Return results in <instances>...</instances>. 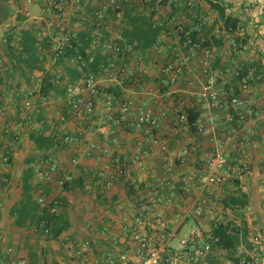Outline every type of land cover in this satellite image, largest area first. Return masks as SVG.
Wrapping results in <instances>:
<instances>
[{
	"label": "crops",
	"instance_id": "obj_1",
	"mask_svg": "<svg viewBox=\"0 0 264 264\" xmlns=\"http://www.w3.org/2000/svg\"><path fill=\"white\" fill-rule=\"evenodd\" d=\"M58 1H61L60 4L64 10L53 7L50 0H0V42L8 33L12 31L18 33L23 27L32 29L41 39L42 37L51 38L65 28L78 30L87 25L90 26L93 20L84 22V19L88 17L87 9L98 8L105 0H79V4H76L75 0H67V5L63 4V0ZM172 1L176 0H167L166 5H162L160 3L162 0H158L155 4L153 18L155 22L163 25L158 43L145 52L123 55L113 61L116 65H128L135 70L145 71L141 84H123L121 98L131 101L129 113L131 118H135L142 109H152L159 116L160 125L157 128L147 130L145 124L129 122L115 124L107 121L108 107L102 96L96 98V108L92 115L80 117L70 108H64L65 119L62 121L55 115V111L64 106V89L61 86H55L43 99L18 92V82L21 88H29L33 84V79L29 82L22 80L19 76L13 81L7 80V87L4 84L6 90L0 97L2 104L0 135L2 129L12 123L13 130L19 136L21 135V139L12 144L9 141L5 143L0 138V178L6 182L3 183L6 186V192L1 196L3 202L8 200L6 203L8 207L2 216L0 215V226L3 231L5 230L4 232L12 230L19 239L25 240L23 248L15 254L16 258H24L28 264L44 262L84 264L82 259L76 256L75 250L86 239L90 240L91 254L96 256L105 255L116 259L121 252L129 248L121 236L119 224L115 225L114 222H119L123 213H131L135 210L138 200L135 195L138 193H129L121 182L105 190L101 181L95 176L103 160L86 154L87 143L95 140L101 144H109L114 157L135 162L132 174L143 184L141 191L145 194H150L158 188L167 189L165 183L167 180L174 181L172 176L178 181L183 176L202 174L212 155L217 150H223L227 155L226 169L233 176L228 182L210 184L207 187L196 182L189 190L176 192L173 202L161 199L160 206L166 209L170 220L168 228L176 230L177 234L180 231L187 233L192 221L178 224V221L174 219L175 214H182L183 210L194 201L208 208L211 215L232 220L241 228L244 225L241 223L246 221L250 230L247 236L248 243L252 244L251 239L257 234L261 236L262 241L256 249L254 243V247L250 249L248 243L242 241L238 252L248 256L253 254L258 263L264 264V223L254 224L256 218L250 216L254 210L264 211V0H219V2L224 1L227 6L226 12L239 16L245 26L243 31L233 35L225 33L224 29L217 33L214 25L211 24L204 25L200 31L196 30L197 24L202 19H212L215 25L221 24L217 11L206 0H187V6L183 5L185 0H180V9L172 18H169ZM78 8L82 10L76 17ZM81 18L83 21L79 22ZM176 22L192 30L193 33L198 31L201 40L197 42L203 41L204 36L210 38L212 35L223 34L224 37L220 45L200 47L187 62L191 70L184 68L177 81L170 83L168 75L163 71L164 66L168 62H176L179 57L187 54L186 49L180 46L182 45L181 36L174 28ZM236 36H240L241 41L238 48L235 43ZM206 47L212 49V56L209 66L205 69L202 62ZM180 48L181 51H179ZM39 51L40 57L43 58L42 68H35L31 76L44 80L47 75L52 77L58 73L66 75L63 65L58 64L57 60L48 55V46H40ZM1 57L3 60L6 58L4 55ZM0 62L3 61L0 60ZM65 64L75 66L72 59ZM241 65L252 66L254 71L258 70L260 76L248 84L246 90L242 87V96L247 97L252 103V114L247 116L244 122L238 120L236 123H231L228 120L230 113L228 108L211 104V100L202 93L207 86H210L209 90H214L221 95L230 93L233 88L235 70ZM34 83L39 84L36 81ZM101 83L105 87L122 84L116 75L111 74L104 75ZM23 105L26 106L29 114L33 113L34 117H36V108H40L41 119H34L32 125H27L29 123L19 114V108ZM185 106L193 108V112L198 113L195 125L210 127L211 134L199 132L186 122L179 120L177 109L183 110ZM112 111L116 113L117 107H113ZM25 125L28 127L26 128ZM40 129H44L45 134L54 133L58 137L72 134L77 138L73 142L60 141L54 149L49 151L53 153L63 173L69 172L73 176L82 175L84 189L80 193L59 190L57 176L53 181L38 182L36 175L33 178L35 183L43 184L39 190H43L44 194L64 195L65 199L72 203L68 210L71 226L64 232L67 233L66 237H63L64 233L58 239H50L42 235L47 240L50 239V242L56 240L64 245L74 244L76 259L69 262L66 261V256H57L58 262L49 258L50 256L45 253L46 248L35 245L38 238H32L33 233H39V231H35V228L19 227L14 223L15 218L10 215L12 205L21 198V189L18 184L28 160L32 157L37 159L44 156L29 137L32 131ZM113 137L117 138L116 142L111 141ZM242 140H244L243 143H241ZM184 147H187L189 152L185 156V161L181 163L179 152ZM6 153L12 157L10 164L5 162L8 157ZM240 155L248 163L247 173L239 169L237 158ZM74 156L78 157L76 165L71 162ZM138 160L144 161L145 170L139 168ZM173 163L176 165L174 168L176 174L164 176L162 180L161 174H158L162 168L160 166ZM4 164L11 166L7 168ZM233 178L239 179V186L248 194L250 201L239 211L225 208L221 203V199L236 188L235 183L232 182ZM15 181L17 187L14 186ZM167 190L172 191L170 187ZM175 190L173 189L174 192ZM211 223L210 216L206 214L200 219L199 225L204 230H208ZM257 223L260 221L258 220ZM73 224H77L75 228ZM105 226H108L107 230H104ZM148 228L153 229L151 225ZM7 244L3 237V240H0V255L4 258H7ZM205 264L233 263L227 259L225 251L212 248Z\"/></svg>",
	"mask_w": 264,
	"mask_h": 264
},
{
	"label": "built area",
	"instance_id": "obj_2",
	"mask_svg": "<svg viewBox=\"0 0 264 264\" xmlns=\"http://www.w3.org/2000/svg\"><path fill=\"white\" fill-rule=\"evenodd\" d=\"M144 2H150V0H144ZM76 4H79V0H75ZM50 4L55 6V0H50ZM63 4L67 5V0H63ZM118 0H107L98 8H95L88 17L89 20H93L92 24V46H102L103 50L119 52L122 49L121 41L123 39L119 30L112 27V23L109 24L105 21L106 11L109 7H114V10L119 8ZM60 10H64V7L58 5ZM117 12V11H116ZM120 16L122 13L117 12ZM85 20V19H84ZM214 25L217 33L222 31L220 25H215L212 19H202L196 26V30L200 31L204 25ZM103 28L109 30L111 33L110 38L102 41ZM176 30L182 34L181 48H185L187 54L182 55L176 62H168L163 71L168 75L169 82L174 83L177 81L179 75L184 68L188 71L191 69L187 66V62L190 57L194 56L199 47V42L195 41L191 34L192 30L186 29L181 23L177 22ZM238 30L243 31L244 28ZM76 35L70 31H62L57 35L50 38V51L53 59H57L64 54L66 46L69 44L72 38ZM128 49L130 45H126ZM181 48L179 51H181ZM88 61L86 57L78 53L72 59L74 65L82 68L87 65V62L93 60V55L90 53V49H86ZM212 56V49L209 47L204 48L203 53V65L206 69L210 64V58ZM111 67L122 77H132L135 81H141V76L145 71L136 72L135 69L127 66H119L111 64L110 67L105 68V74H111ZM7 68V67H6ZM236 73H238L236 71ZM117 75V74H116ZM251 74H247L242 78L243 89H247V81ZM104 75L96 73H87L82 78L76 81H69L64 79L62 73H58L51 82L57 86H61L64 89L63 102L64 105L70 108L76 115L85 117L92 115L96 108V98L101 97L104 100L105 105L108 107L107 121H111L115 124L132 123V124H145L147 130L157 128L160 125L159 116L150 108L142 109L138 112L135 118H131L130 107L131 101H120L118 96L112 92L104 91L102 88V81ZM119 78V77H118ZM33 84L29 88H22L30 96H39L45 99V95L40 93V85L42 78L32 76ZM39 84H35L34 82ZM210 86H207L202 95L208 97L211 100V104L220 108L230 105L233 109L238 110L240 121L244 122L246 117L253 112L251 101L245 96H233L230 93L219 94L214 90H209ZM230 98V99H229ZM113 107H117L116 113L112 111ZM182 108L177 109L178 118L181 122L187 120V114L181 111ZM40 108H36L35 112L39 113ZM20 115L24 119H32L27 111L26 106H20ZM55 115L58 119L64 120L65 115L61 108L55 111ZM228 120L233 121V115L228 114ZM9 131V128H6ZM198 131L207 135L212 133V130L208 126L198 125ZM15 138H19V135L14 130H11ZM60 141L73 142L77 140L75 135H65L57 137ZM111 141L116 142L117 138H111ZM244 140L241 141L243 143ZM189 152L187 147H184L179 152V160L181 163L185 161V156ZM45 155L35 159V175L40 181H53L57 176V184L59 190H63L65 182L70 181L73 178V174L69 172H62L59 164L55 161L54 155L51 151H46ZM86 154L89 156H95L96 159L103 160L101 166L95 172V176L102 183V186L107 190L115 183H123L128 188L137 187L140 183L132 171L133 163L127 160L114 157L112 149L109 144H101L98 141L90 140L87 143ZM6 160V159H5ZM241 170L248 169V163L243 156L237 158ZM73 165L78 163V157L74 156L71 159ZM138 166L142 170L145 167L143 160H138ZM227 155L223 150H217L207 163V167L202 174L194 176H183L178 181L167 180L166 188L155 189L150 194H145L143 191H138L139 197L135 205V210L131 213L125 212L120 216L119 222L115 221V225L119 224L121 230V236L129 248L121 252L116 259L110 258L105 255H92L90 240H83L75 250L76 256L82 259L84 264H205L207 256L212 250V233L211 230H204L199 224L200 219L208 214L211 221H219V217L211 215L208 208L198 203V201L191 202L189 207L183 210V213H176L175 220L178 224H184L188 220H191L190 228L187 233L178 237L177 243L173 242V239L177 236L176 230L168 228L170 220L167 217L166 209L160 206L161 199H165L167 202H173V197L176 192L182 190H189L197 182L200 185L208 186L210 184H219L228 182L233 176L232 173L227 171ZM169 186V187H168ZM173 189H176L175 192ZM171 194V195H170ZM56 194L39 195L37 200L41 208H47L51 213L57 214L62 208L63 202L57 199ZM152 226L153 229H149L148 226ZM108 226H105L104 230H107ZM1 238V235H0ZM261 236L259 234L252 237L251 241L255 245V249L261 244ZM7 258L0 255V264H28V261L24 258H16L13 247L9 246L6 250ZM261 264L257 262L256 257L250 255V260H247L245 256L240 258V264ZM49 264V263H42Z\"/></svg>",
	"mask_w": 264,
	"mask_h": 264
},
{
	"label": "trees",
	"instance_id": "obj_3",
	"mask_svg": "<svg viewBox=\"0 0 264 264\" xmlns=\"http://www.w3.org/2000/svg\"><path fill=\"white\" fill-rule=\"evenodd\" d=\"M106 1L107 0H105L104 2ZM206 1L213 9L217 11L218 16L221 19L220 26L222 30L224 29L225 33L233 35L240 31L238 30L239 28L245 27L239 16L226 12L227 6L225 5L224 1ZM55 2L56 4L53 7L58 9V5H60L61 1L59 2L58 0H55ZM157 2L158 0H150V2H144V0H118L120 6L117 10H114V7L107 8L105 16L106 23L109 24L111 22L112 27L119 30L123 36V39L121 41L122 49L119 52L103 50L102 46L93 47L91 36L93 27L92 25H87L88 27L86 26L78 30H72L69 28L61 30V32L70 31L76 35L66 46L64 54L56 59L57 63L62 64L66 71L64 79H67L69 81H76L82 78L87 73L109 75L105 74V68L110 67L113 61H116V58H119L123 55H130L134 52H145L148 49L154 47L158 43L159 37L163 30V25L155 22L153 18L155 14L154 8ZM179 2L180 0H176L170 3L169 18H172V16L178 11V9H180ZM160 3L162 5H166L167 0H162V2ZM183 5L187 6V0H185ZM87 10L89 11L87 12L89 17L94 9L90 10L89 8ZM116 11H120L122 14L119 16ZM80 13L81 11L79 9L76 12V17ZM88 17L85 18L84 22L92 21L89 20ZM176 26L177 22L174 25L175 30ZM102 33V41L110 38L111 36L110 31L106 30L105 28H103ZM178 34L181 36L182 41V34L180 32H178ZM243 35H245V33ZM191 36L195 41L201 40V38L198 36V31H194V33L192 32ZM223 37V34L212 35L210 36V38H208V36H204L203 41L199 42L200 47L211 46L212 44L220 45L223 41ZM235 39V43L238 48L241 43L240 36H236ZM49 41V37H42L41 39L38 38L37 34L34 33L30 28L23 27L20 28L18 33L12 31L7 34L5 39L0 42V60L3 61L0 62V97H2L1 95L3 94V91L6 90L5 88L7 87V80L13 81L15 79H18L20 76L22 80L31 82L32 71L35 68H42L41 62H43V58L40 57L39 47L43 45H45V47L48 46V55L52 57L50 51L51 44ZM125 44L130 45L131 48L128 49L127 47H125ZM86 49H90V53L93 55V60L87 62L86 66L79 68V66L77 65L71 67L65 64L67 61L74 59V57L78 55V53L83 54L86 57L85 59L88 61L89 56H87ZM3 55L6 57L4 60L1 57ZM114 64L116 63L114 62ZM119 66L130 67L123 64ZM115 69L116 68L111 67L112 75L117 74L116 76L119 77L122 84L107 87L102 85V88L104 91L116 94L120 101H126L121 98V90L123 84H141L144 80L145 74H142L141 81L137 82L132 77H122ZM135 71L140 72L138 70ZM236 71L238 73H236ZM247 74H251L250 78H248L247 85L254 82L260 76L258 70L254 71L252 69V66H238L234 73L232 85L233 88L230 94H232L233 96L242 95V78ZM53 77L47 75L43 80V83L40 87V93L42 95L46 96L54 89L55 86H57L51 82V78ZM4 84H6V87L4 86ZM18 84V92L25 93V91L21 90L22 88L20 87V82H18ZM1 86H3L2 89ZM1 107L2 104L0 98V113ZM64 108L68 107H66L65 105L63 106V108L61 107L63 113H65ZM226 108H228L230 113L233 115V121H231V123L238 122V120H240L238 110L233 109L230 105L226 106ZM181 111H184L187 114V120L184 122H186L195 130L197 129L198 131V126L195 125L198 118V113L193 112V108L188 106H185ZM29 115L31 117H34L33 113ZM35 115L36 117H34V119H41V113H36ZM65 135L67 134H64L63 136ZM29 137L35 143L36 148L42 153H46V151L54 149L59 144V140L57 138L58 136L54 133L45 134L44 129L32 131ZM6 156L8 157H6L5 162L7 164H10L12 161V157L7 153ZM34 161V157L29 159L27 166L22 172L18 184L21 189V198L19 201L15 202L12 205L10 209V215L15 218L14 223L19 227H26L29 229L35 228V231H39L40 234L46 235V237L50 239H58L71 226L68 216V204L64 195H57V199L63 202L62 208L57 214L51 213L47 208L43 209L40 207L37 198L39 195L44 194V191L39 190V187L43 186V184H38L33 181L35 175ZM0 182L6 183L3 181V179H0ZM232 182H234L236 185L235 190L222 198L221 203L225 208L239 211L240 209L246 207L250 201L248 194L239 186V179L233 178ZM142 188L143 184L140 182L137 187L129 188L128 192L137 193L139 190L141 191ZM83 189L84 181L81 174L73 176L70 181L65 182L63 185V190L69 193L75 190ZM135 197L138 198L139 194L135 195ZM236 224L237 223L232 220L220 218L217 222L212 221L210 230L213 236L212 248L225 251L227 259H230L233 264H240V258L242 256H245L247 260H250V256L238 252V248L242 241H246L248 243L247 236L250 230L246 225L248 224L246 221H243V223H241L244 224L242 228ZM247 245L250 249L254 247L253 243H248ZM34 254H36V252H34Z\"/></svg>",
	"mask_w": 264,
	"mask_h": 264
},
{
	"label": "rangeland",
	"instance_id": "obj_4",
	"mask_svg": "<svg viewBox=\"0 0 264 264\" xmlns=\"http://www.w3.org/2000/svg\"><path fill=\"white\" fill-rule=\"evenodd\" d=\"M80 10H82L81 8H78ZM85 15V14H84ZM85 17V16H84ZM78 20V19H77ZM82 18L79 19L78 21L81 22ZM56 26V25H55ZM26 122H28L29 124L27 125H32L33 122H34V117H32V119H25ZM13 126L14 124L10 123V124H7L3 129H2V132H1V135H0V138L3 142L7 143V141L11 142L12 144H15L17 143L21 138V135L19 136V138H15V135L12 134L11 130H13ZM25 127L27 128L28 126L25 125ZM6 128H9V131H6ZM17 131V130H16ZM176 149V148H175ZM174 149V150H175ZM163 150V149H162ZM6 161V160H5ZM238 162V161H237ZM175 163H173L172 165H161L160 167V173L158 172V174H161V179L165 176H172V173L173 174H176L175 173V169L176 168V165H174ZM177 164V162H176ZM5 165V164H4ZM238 165H239V162H238ZM6 166V165H5ZM11 166V165H10ZM10 166H6L7 168H10ZM169 169V171H167ZM239 169L241 170L240 168V165H239ZM145 170V169H144ZM177 170V169H176ZM243 173H247L249 171V168L246 169V170H241ZM1 177V176H0ZM173 180L174 182L177 181V178L173 177ZM1 179V178H0ZM164 180V178L162 179ZM14 186H16V181L14 182ZM125 186V185H124ZM5 185H3V182L1 183L0 182V215L2 216L4 210H6V208L8 207V204H6L8 202V200L6 202H3V198H2V194L6 192L5 190ZM126 187V186H125ZM126 189L128 190L129 188L126 187ZM77 191L78 193L81 192V190H75ZM16 193V192H15ZM79 200V199H78ZM67 201V204H68V210L70 208V205L72 204L70 201L66 200ZM78 204V203H76ZM219 214H221L220 212H218ZM259 215V217H257ZM255 219V221L253 222L254 224H262L264 223V211L263 212H260V211H253V213L250 215ZM258 218V219H257ZM258 220L260 221V223H257ZM77 224H73V227L75 228ZM83 225V224H82ZM73 228V229H74ZM5 231V230H4ZM2 230V227L0 226V235H1V238L0 240H3V237H4V241L7 242L8 244V247L11 246L13 247L14 251H15V254L23 248V244H24V241L23 239H19L18 236H16L14 233V231L12 230H8L6 232H4ZM185 234V232L183 231H180L177 236L173 239V242L174 243H177L178 241V237H180L181 235ZM67 233H64L63 234V237H66ZM33 236L32 238H38L37 239V243L35 244L36 246L38 247H43V248H46V255L50 256L49 258H52L54 260H56L58 262V259H57V256H63L65 257L66 256V261L69 262V261H73L74 259H76V257H74V250L76 248V246L74 244H71V245H64L62 242L60 241H51L50 242V239H46L45 237L42 236V234L40 233H33ZM6 238V239H5ZM72 264H74L72 262Z\"/></svg>",
	"mask_w": 264,
	"mask_h": 264
}]
</instances>
